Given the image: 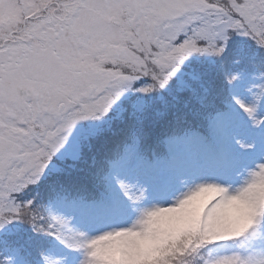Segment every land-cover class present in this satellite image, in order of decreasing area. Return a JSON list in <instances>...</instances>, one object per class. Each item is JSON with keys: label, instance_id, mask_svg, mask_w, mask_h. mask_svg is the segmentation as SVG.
<instances>
[{"label": "snow or ice", "instance_id": "snow-or-ice-1", "mask_svg": "<svg viewBox=\"0 0 264 264\" xmlns=\"http://www.w3.org/2000/svg\"><path fill=\"white\" fill-rule=\"evenodd\" d=\"M0 264H264V0H0Z\"/></svg>", "mask_w": 264, "mask_h": 264}]
</instances>
